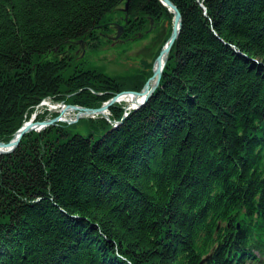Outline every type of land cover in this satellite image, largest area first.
<instances>
[{
  "label": "trees",
  "instance_id": "1",
  "mask_svg": "<svg viewBox=\"0 0 264 264\" xmlns=\"http://www.w3.org/2000/svg\"><path fill=\"white\" fill-rule=\"evenodd\" d=\"M170 1L183 25L145 106L0 155V264H264V0ZM126 3L0 0L1 142L43 100L99 108L143 89L153 64L113 77L70 46ZM128 3L126 37L170 22L158 55L173 14Z\"/></svg>",
  "mask_w": 264,
  "mask_h": 264
},
{
  "label": "rangeland",
  "instance_id": "2",
  "mask_svg": "<svg viewBox=\"0 0 264 264\" xmlns=\"http://www.w3.org/2000/svg\"><path fill=\"white\" fill-rule=\"evenodd\" d=\"M124 6L121 7V9ZM123 15H117V17H122ZM165 28L162 35H157L156 33H151L147 36L143 35L141 39L134 42H123L120 41L113 45L112 41H108L105 37H98L96 41L92 42V46L79 48L78 45L73 46L72 53L74 56H82L87 62L101 67L107 74L113 77H125L128 75H135L139 71L141 74L145 73L147 70L146 66L148 64H153L157 53L160 49L161 42H163L169 35L170 31ZM159 37V41L154 42V39ZM96 42V43H95ZM100 42V43H99ZM98 46H95V45ZM77 54L75 52L78 50ZM80 54V55H79ZM79 55V56H78ZM49 106H41L38 108V112L44 113L46 110H52L55 107L48 102ZM125 105L127 103L125 102ZM56 111V110H53ZM57 112V111H56ZM55 112H50L48 114V119L54 115ZM66 117L74 118V113L66 115ZM67 120V119H66ZM74 132L87 134L84 128H77Z\"/></svg>",
  "mask_w": 264,
  "mask_h": 264
},
{
  "label": "water",
  "instance_id": "3",
  "mask_svg": "<svg viewBox=\"0 0 264 264\" xmlns=\"http://www.w3.org/2000/svg\"><path fill=\"white\" fill-rule=\"evenodd\" d=\"M127 1H129V0H127ZM160 1L174 15L173 29H172V34H171L169 40L167 41L165 46L162 48L159 56L156 58V60L154 62L153 70H152L153 75L146 82L143 90L140 92L125 91L121 94H118L114 98H112L108 103H106L105 105H103L100 108L93 109V108H87V107L68 105L66 110H73V111L77 112L76 121H74V122H78L82 118L83 115H96V114L105 115L106 112H108L109 108L111 106H113V104H115L120 99V97H122L126 94H132V95L136 96L137 98L142 97L143 102L137 104V106H136L137 108H140V107L144 106L152 98L154 93L159 89V87L161 85V81H162V77L164 74L165 67H166L168 60H169L170 52H171L175 42L177 41V39L180 36V32H181L182 25H183V17H182L180 10L178 9V7L170 0H160ZM128 6H129V4L127 3L125 11L128 10ZM166 25L168 26L169 23H167ZM123 29L124 28L121 27V31H123ZM120 37H121V32L118 34L117 39H119ZM137 101H139V100H137ZM61 116H62V113L54 119H50V120H46V121H42V122L35 121L34 119H32L28 123H25L22 126V128L15 134L14 138L9 143H5V142L0 141V155L13 153L20 146L22 139L27 134H29L30 132H33V131H40V130L47 128L48 126H52V125L57 124L59 121H61ZM74 122L70 121L69 123H74Z\"/></svg>",
  "mask_w": 264,
  "mask_h": 264
},
{
  "label": "flooded vegetation",
  "instance_id": "4",
  "mask_svg": "<svg viewBox=\"0 0 264 264\" xmlns=\"http://www.w3.org/2000/svg\"><path fill=\"white\" fill-rule=\"evenodd\" d=\"M123 19H121V17H113L111 18L110 21H108L106 24H103V25H99L97 26V31H98V34L101 35L102 37H105L108 41H112L113 45L120 42V41H123V42H126V41H131L133 40L134 38L133 37H128L126 39H123V37L126 35L127 33V30H129L130 28H136V27H133V24H130V19H129V16L127 15V17L125 16V14L122 16ZM119 25H122L124 27V32L122 34V37L121 39L117 40L116 41V36L118 35V33L121 31V28ZM132 26V27H131ZM149 29H151L152 31L150 32L151 33H156V36L157 35H162L164 33V30L163 29V26L161 24V22H158L157 25H155L154 23H152V25L149 27ZM148 31V30H146ZM135 35H137V37H140V33H137L135 32ZM92 38H95V36L93 37H90L88 41H86V43H82V44H79L78 47L81 49V48H85V47H89V45L93 42L91 41ZM123 39V40H122ZM159 37L155 38L154 39V42H157L159 41ZM70 46H76L75 43H73L72 45ZM79 48L78 50L75 52V54H77V52L79 51Z\"/></svg>",
  "mask_w": 264,
  "mask_h": 264
},
{
  "label": "bare ground",
  "instance_id": "5",
  "mask_svg": "<svg viewBox=\"0 0 264 264\" xmlns=\"http://www.w3.org/2000/svg\"><path fill=\"white\" fill-rule=\"evenodd\" d=\"M137 100H138V98L134 95H126V96H123L121 98L122 102L123 101L128 102L129 104L132 105V107H135V106H137V104L143 102V99H141V98L139 99V101H137ZM72 112H73V110H66L65 109L64 111H62V118L67 119L66 115L71 114Z\"/></svg>",
  "mask_w": 264,
  "mask_h": 264
}]
</instances>
